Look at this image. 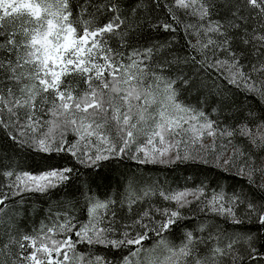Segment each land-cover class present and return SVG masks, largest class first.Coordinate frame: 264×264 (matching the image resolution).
Wrapping results in <instances>:
<instances>
[{
	"label": "snow or ice",
	"instance_id": "snow-or-ice-1",
	"mask_svg": "<svg viewBox=\"0 0 264 264\" xmlns=\"http://www.w3.org/2000/svg\"><path fill=\"white\" fill-rule=\"evenodd\" d=\"M206 90L210 111L183 99ZM0 140L24 162L0 156V264H264V0H0ZM210 154L249 191L132 176L16 234L26 197L81 168L91 193L113 160ZM192 206L239 230L205 219L177 236Z\"/></svg>",
	"mask_w": 264,
	"mask_h": 264
},
{
	"label": "trees",
	"instance_id": "trees-1",
	"mask_svg": "<svg viewBox=\"0 0 264 264\" xmlns=\"http://www.w3.org/2000/svg\"><path fill=\"white\" fill-rule=\"evenodd\" d=\"M152 35H157L153 33ZM168 39L167 34L158 35V41H164ZM184 41L179 39V34H177V43L174 44L175 49L183 47ZM177 55H184V52H176ZM205 98L208 99V103L204 104ZM187 103L196 105L198 102L203 104L205 108L209 111L211 107L216 106L212 103V96L206 90L203 95H197L195 93L187 94L183 97ZM238 102L241 104L252 103L251 101H245L243 96L238 97ZM258 110V109H254ZM239 143V141H237ZM232 148L229 149V155L231 154ZM11 156L14 161L20 163L23 166V161L13 155L11 151L8 150V142L6 140H0V156ZM264 155V154H262ZM27 163L31 164V160H27ZM5 164L9 163L8 160L4 161ZM259 163V160L257 161ZM214 163L208 162V164H203L199 162H189V163H175L169 165L161 164H147L139 165L134 161L124 159V160H113L110 165H106L104 168V175L107 179L97 178L96 182L91 185L92 191L88 192L87 178L88 173L86 169H80V178L73 179L72 183L68 187L60 189L58 192L50 193L48 195L36 194L30 197H26V203L23 205L27 209V212H21L17 216V225L19 235L25 231H29L31 228L38 226L40 221L44 220L47 216L49 209L53 212L63 211L64 208L70 205H76V209L83 205L85 198L89 195H98L103 197L107 193L115 194L120 190V186L125 185L129 178L135 176L149 183H158L166 188L177 190L183 189L185 187L192 188L199 185L201 182L205 184H211L215 187L219 184L222 188L226 189L227 192L231 193L234 190H240L242 187L245 192L249 189L245 185L243 180L234 178L231 174L227 172H222L213 166ZM255 193V190H252ZM160 206H164L163 202L157 201ZM185 216L189 217L187 221H182L184 227L179 229L176 233L177 236L183 231L195 230L197 225L205 219H211L213 223H219L223 228H226L230 233L234 230L229 227L222 220H217L211 217H205L203 214L199 213L195 206H192L185 210ZM81 219L83 215L81 214ZM247 227L251 231H255V227L246 222V225H242L241 228ZM178 242V240H176Z\"/></svg>",
	"mask_w": 264,
	"mask_h": 264
},
{
	"label": "rangeland",
	"instance_id": "rangeland-1",
	"mask_svg": "<svg viewBox=\"0 0 264 264\" xmlns=\"http://www.w3.org/2000/svg\"><path fill=\"white\" fill-rule=\"evenodd\" d=\"M219 143H220V142L218 141V144H219ZM231 148H232V146L229 145V146H228V149H227V153L224 155V158H225V159H226L227 156L229 155V149H231ZM217 151L219 152L220 149L218 148ZM202 155H203V153H202ZM207 159H208L209 162H212V163H214V164L216 163V161H215V154H210V155H208Z\"/></svg>",
	"mask_w": 264,
	"mask_h": 264
}]
</instances>
